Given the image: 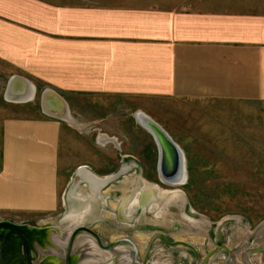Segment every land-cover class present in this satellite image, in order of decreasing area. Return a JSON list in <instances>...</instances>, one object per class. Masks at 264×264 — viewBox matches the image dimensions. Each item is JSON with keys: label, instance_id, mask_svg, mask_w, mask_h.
Wrapping results in <instances>:
<instances>
[{"label": "crops", "instance_id": "crops-1", "mask_svg": "<svg viewBox=\"0 0 264 264\" xmlns=\"http://www.w3.org/2000/svg\"><path fill=\"white\" fill-rule=\"evenodd\" d=\"M2 79L12 104L39 91L42 113L0 121V210H53L70 122L44 110L46 90L81 124L70 108L79 96L136 103L137 120L156 100H264V0H0ZM98 139L120 144L104 132Z\"/></svg>", "mask_w": 264, "mask_h": 264}, {"label": "rangeland", "instance_id": "rangeland-1", "mask_svg": "<svg viewBox=\"0 0 264 264\" xmlns=\"http://www.w3.org/2000/svg\"><path fill=\"white\" fill-rule=\"evenodd\" d=\"M4 79L0 82V121L12 112L42 113L39 91L32 102L4 100ZM78 98L83 105L70 108L82 124L63 121L68 127L61 133L59 173L65 174L57 206L43 212L0 210V219L61 230L76 227L71 252L75 246L83 248L89 239L106 252L101 260L86 264H113L110 248L125 255L114 264H264V100L198 104L168 100L166 105L165 100L153 101L156 108L147 112L185 152L186 180L172 185L160 180L158 144L137 120L136 103L114 96ZM100 132L116 136L119 146L99 142ZM80 166L110 178L97 192L98 219L77 224L66 216L71 208L68 194L90 191L88 181L76 178ZM142 180L164 190H179L181 196L169 202L162 216L148 206L144 210L141 203L130 213L110 205L122 202ZM95 234L109 247L103 249ZM67 243L59 245L60 252L54 251L63 259L60 264H65ZM31 253L34 264L45 255L40 249Z\"/></svg>", "mask_w": 264, "mask_h": 264}, {"label": "bare ground", "instance_id": "bare-ground-1", "mask_svg": "<svg viewBox=\"0 0 264 264\" xmlns=\"http://www.w3.org/2000/svg\"><path fill=\"white\" fill-rule=\"evenodd\" d=\"M9 95H10V93H9ZM46 98H47V95L46 94L43 95V100L44 99L46 100ZM44 105H45V101L43 102V108L46 112L53 114V115H55L61 119L68 120V122H70V124H72V125L78 124L72 116H69L70 110L68 111V109L65 106H63L61 103L57 104L58 107H56V109H49ZM146 118H147V121H148V118L153 119L157 124H159L162 128H164L155 118H153L149 115L143 116V113L141 112L140 116L138 117L139 122L147 130L149 129L150 133H152L151 132L152 128L150 127L148 122H146ZM102 139L107 140L105 138H102ZM185 172H187V171L184 169V165H181L182 177L185 176L184 175ZM79 175L81 177H83L86 181L88 180V185H89L90 191L87 192V194H83L82 192H79V193L77 192V194H75V192L73 193V191H71L73 193V195L70 197L68 194V199H69L68 201H70V204H71L70 207L71 208H70V210H68L69 212L67 213L66 219H69L71 223L76 222L77 224L84 222L87 219H91V221H92L94 218L99 217L97 214V211H96L97 207H98L97 192L99 190V186H101L104 183V180H97L95 177H93L89 173V169L86 167H82V171L79 173ZM159 177H160V179H163L165 182L170 183L172 185H178V184L182 183V181L179 182V181L168 180V176H164L163 174H161L160 167H159ZM77 180H79V179H77ZM148 188H152V189L148 190ZM125 189H128V187H126ZM166 195H168V193H160V187L158 185L156 186L155 184H153L151 182H148L146 180H142V181H139V183H137V185H135L133 187V191L131 194H129V195L127 194V196H124L122 202L116 203V202L110 200V201H112L110 203V205H112L113 207L116 206L119 210H121V211L123 210V212H125V213H130V212L134 211L138 207V205H140V203H141L144 210H145V207L148 206L152 210H155V213H157V215H158L159 213H161V211L165 212V208L169 204V202H171L172 200H176V198L181 196V193L179 190H177L176 194L174 195L172 200L167 198ZM182 198H183V196H182ZM129 216H131V215H129ZM107 217H108V215H107ZM19 225H20V227L24 233V236L26 239V245H27L29 250L31 248L40 249L42 245L43 246L49 245L48 247H46L47 249L45 250L47 253V256H49L48 264H60L59 258L61 256H57V254L54 251H59V252L61 251V247H63L61 245L64 244L66 241H68L67 235L69 234V232H70V235H71V232L73 234L75 231V228H76V227L75 228L73 227L72 228L73 230L70 228H67L65 231L62 229L64 232H61L60 234H58L55 230H49L46 227L33 226L30 224H26V223L19 224ZM13 226L14 225L11 222H7V221L0 222V241L2 238L1 235L4 234V232L12 231L13 229H11V227H13ZM69 238H70V236H69ZM36 245H39L40 247H37ZM6 246H9L10 248H12V250H13L12 252L17 254V251L21 250L20 249V246H21L20 238L15 233L12 234V236L10 234V237L8 238V242H7ZM83 246L87 247V249H88V250H85V251H87V253L84 252V254L80 258L81 262L83 264H86L89 262H97L100 259V257L104 256L102 254L106 253L105 250L103 251L99 248V246L97 245V243L93 239L92 240L89 239V241L87 243L85 242ZM103 249H105V248H103ZM112 254H110V255H112ZM113 256L120 257V254L117 253L115 255H112V257ZM107 257H108V255H107ZM21 263L23 264V259H21Z\"/></svg>", "mask_w": 264, "mask_h": 264}, {"label": "water", "instance_id": "water-1", "mask_svg": "<svg viewBox=\"0 0 264 264\" xmlns=\"http://www.w3.org/2000/svg\"><path fill=\"white\" fill-rule=\"evenodd\" d=\"M11 81V80H10ZM9 81V85H12L13 83H10ZM52 93L51 95L49 93ZM47 95L46 100H42V103L45 101V105L47 108L49 109H56V107H58V103H61L63 106L66 107V102L65 99L58 94L57 92H54L52 90H46V92L44 93V95ZM146 122H148V124L150 125V127L152 128L151 132L155 138V140L157 141L158 144V160H157V170L160 167L161 170V174H163L164 176H168V180L170 181H182L184 182L186 180L187 177V172H185V176L182 177V173H181V165H184V169L186 170V157H185V152L184 150L180 147V145L171 137V135L164 129L162 128L159 124H157L153 119H149L147 121L146 118ZM160 165V166H159ZM82 167L84 166H80L77 170L76 173V178H80L81 176L79 175V173L82 171ZM89 173L95 177L97 180H104L107 181L110 176H105V177H99L97 176L95 173H93L90 169H89ZM161 180V179H160ZM88 181V180H87ZM162 181V180H161ZM69 200V199H68ZM70 204V201H68ZM71 205V204H70ZM91 220V219H90ZM2 222V221H0ZM18 227L16 229H13L12 231H8V232H4V234H2V238L0 241V264H22L21 263V259H23V264H30L29 258H28V254H27V246H26V239L24 236V233L20 227V225H17ZM42 227H48L49 230H55L58 234H60L61 232H63V230H61L58 226H42ZM65 231V230H64ZM17 234L20 238L21 243L24 245L23 246V252H24V257L21 258H17L14 259L10 256V251L6 249V246H3L4 243L8 242V238L10 237V234L12 236V234ZM72 235V234H71ZM68 248L65 251V256H64V262L65 264H83L80 260L81 256L84 254V252L87 253L88 250L87 247H83L81 248L80 245L79 246H75V249L71 252V246H67ZM101 247H109V246H101ZM42 251L46 254V257L42 259V261L45 264H48V258L49 256H47L46 253V247L45 246H41ZM111 252L113 253L112 255H115L117 253L120 254V257H116L111 255L112 258V262H118V261H122L125 259V255L124 253H122L121 250L119 249H114V248H110ZM13 253V252H12ZM106 254V253H105ZM104 255V254H102ZM61 263L63 261L62 257L59 258ZM80 260V261H79ZM79 261V262H78Z\"/></svg>", "mask_w": 264, "mask_h": 264}, {"label": "flooded vegetation", "instance_id": "flooded-vegetation-1", "mask_svg": "<svg viewBox=\"0 0 264 264\" xmlns=\"http://www.w3.org/2000/svg\"><path fill=\"white\" fill-rule=\"evenodd\" d=\"M148 181V180H147ZM162 181H164L163 179H162ZM149 182V181H148ZM165 182V181H164ZM152 188H148V190H151ZM176 191L177 190H175V191H168V190H164V189H162V188H160V193H168V195H166V197L167 198H169L170 200H172L173 199V197H174V195L176 194ZM156 214V216H162V214H163V212L161 211V213H159L158 215H157V213H155ZM0 221H2V222H5V221H7V222H11L14 226L13 227H11V229H16L18 226V224H16V223H14V222H12V221H9V220H6V219H0ZM23 224V223H22ZM17 235V234H16ZM73 235V234H72ZM72 235H70V239L68 238V243H67V246H71L72 245V240H73V236ZM96 235V237H97V240H98V242H99V244H101L102 246H109V244H104V243H102L101 242V239H100V236L98 235V234H95ZM18 236V235H17ZM19 237V236H18ZM49 244V243H48ZM7 245V243L5 242L4 243V245L3 246H6ZM23 244L21 243V246H20V249L21 250H18L17 251V254H15V253H12V248H10L9 246H6L7 248H9V249H6V251L7 250H9L10 251V256L12 257V258H14V259H17V258H19V257H24V252H23ZM27 246V245H26ZM37 246V245H36ZM43 246V245H42ZM49 245H47V246H45V247H48ZM27 249H28V247H27ZM39 249H33V248H31L30 250L28 249V251H27V254H28V258H29V261H30V264H34L32 261H31V259H32V253L31 252H33V253H37V251H38ZM40 250H42L41 248H40ZM21 254V255H20ZM64 256H65V254H64ZM46 257V254L44 255V257L43 258H45ZM12 264H14V263H12ZM18 264V263H17ZM37 264H45L42 260H40V262H38Z\"/></svg>", "mask_w": 264, "mask_h": 264}]
</instances>
